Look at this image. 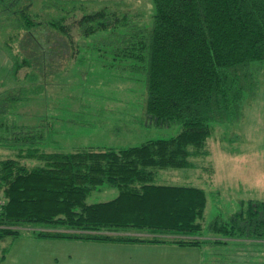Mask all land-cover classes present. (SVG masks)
I'll list each match as a JSON object with an SVG mask.
<instances>
[{"label":"trees","instance_id":"obj_1","mask_svg":"<svg viewBox=\"0 0 264 264\" xmlns=\"http://www.w3.org/2000/svg\"><path fill=\"white\" fill-rule=\"evenodd\" d=\"M151 2L150 26L104 7L76 21V45L64 19L51 24L46 38L63 36L81 62L79 47L89 46L81 41L108 32V42L105 35L93 38V50L112 49L130 73L143 76L146 126L178 124L180 131L124 148L62 149L59 132L67 131L58 124L64 116L18 126L8 116L19 91L12 87V95H0V149L11 152L0 158V263L22 236L195 248L203 252L202 264H223L227 245L264 242V202L249 200L226 219L217 215L204 225V190L165 184L162 177L170 169L194 168L191 159L207 155L212 125L239 119L250 71L264 61V0ZM39 24L25 16L20 26L29 38ZM32 60L14 56L10 73L35 68ZM26 77L38 88L36 78ZM101 187L117 189V195L86 202ZM24 227L27 235L20 234Z\"/></svg>","mask_w":264,"mask_h":264},{"label":"rangeland","instance_id":"obj_2","mask_svg":"<svg viewBox=\"0 0 264 264\" xmlns=\"http://www.w3.org/2000/svg\"><path fill=\"white\" fill-rule=\"evenodd\" d=\"M13 1L0 2V95H12V87L15 93L19 91L11 104L15 112L12 110L8 116L11 121L18 126H31L47 116H64L65 123L58 124L67 131L59 132L61 145L58 148L62 149L75 145L124 148L140 145L147 140L170 138L180 131L178 124L160 128L146 126L143 76L130 73L125 67L128 64L126 60L112 49L105 53L93 50V38L105 35L106 39L103 40L108 42V32L97 33L81 41L89 45L88 48L79 47L84 50L76 57L81 58V62H75L68 41H64L63 36L46 38H51L53 34L51 24L64 19L71 27L70 36L76 45L80 42L76 21L104 7L127 11L129 16L135 15L140 19L138 22L142 25L150 26L154 9L151 0ZM25 16L40 22L39 30L33 32V38H27V32L21 29ZM39 49L43 51V57ZM16 55L32 57L35 68L22 67L13 76L10 72ZM42 61H47V65ZM250 72L252 80L243 94L239 119L212 125L205 145L207 155L192 158L194 168L170 169L162 176L165 184L204 190V225L217 215L226 219L249 200L264 202V61L254 64ZM26 75L36 78L35 84L39 89L31 86ZM10 153L0 149V158L11 156ZM206 167L212 169L208 171ZM115 195L117 189L101 187L93 191L86 202L105 201ZM27 232H30V228L24 227L20 234L27 235ZM107 250L109 253L94 249L70 255L88 264V257H83L85 254L99 259L102 256L110 258L113 251ZM223 251V264H264V242H245L237 247L227 245ZM195 253L200 255L199 263L202 264L203 252L198 250ZM58 254L60 252L57 250L47 252L52 256ZM128 254L121 257L119 264H144L146 261L143 260V253V256ZM104 262L95 260L91 264Z\"/></svg>","mask_w":264,"mask_h":264},{"label":"crops","instance_id":"obj_3","mask_svg":"<svg viewBox=\"0 0 264 264\" xmlns=\"http://www.w3.org/2000/svg\"><path fill=\"white\" fill-rule=\"evenodd\" d=\"M105 248L113 251V254L110 255L113 258H105L102 256V259H99L87 254L83 257H88V264L94 263L95 260H105L103 264H119L121 263V257L126 253H134V255L140 254L141 256H143V253L145 257L143 260H146L144 264H200V255L195 253L198 251L195 248L177 247L173 245H138L47 240L28 237L16 239L11 245L5 259L0 264H19L20 261H22L23 264H60V261H62L61 264H83L84 262H80L76 256L73 257L70 254L77 253L76 255H78L79 251H94V249H97L99 252L109 253ZM56 250L60 252L58 256L47 255L48 251Z\"/></svg>","mask_w":264,"mask_h":264}]
</instances>
